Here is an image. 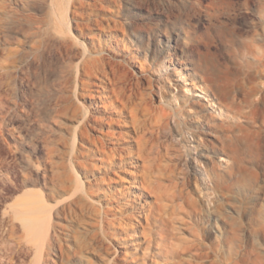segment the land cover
I'll use <instances>...</instances> for the list:
<instances>
[{
    "label": "rangeland",
    "instance_id": "374dc122",
    "mask_svg": "<svg viewBox=\"0 0 264 264\" xmlns=\"http://www.w3.org/2000/svg\"><path fill=\"white\" fill-rule=\"evenodd\" d=\"M88 2L81 7L85 16L75 18L69 10L62 19L60 0H0V38L8 39L0 47L15 48L10 73L16 78V85L1 88L7 105L0 104V237L8 227L4 208L39 187L22 184L23 158L44 159L47 140L56 138L69 167L75 117L68 111L55 124L45 109L57 100L40 98L39 87L60 95L57 73H65L101 35L105 55L119 66L127 94L135 98L122 117L134 137L126 153L134 157L110 174L116 178L110 191L126 192L128 224L106 240L91 208L80 222L73 219L87 247L102 246L88 252L93 261L112 256L117 264H210L196 256L210 252L214 264H264V111L252 107L264 76L250 57L258 45L264 48V0ZM58 28L71 40L49 38ZM117 38L123 41L112 49ZM169 113L180 114L182 132L173 129ZM164 121L169 129L160 133ZM197 144L193 158L189 148ZM53 220L61 222L64 235L63 214ZM25 253L5 264H36L35 254ZM82 263L72 256L65 264Z\"/></svg>",
    "mask_w": 264,
    "mask_h": 264
},
{
    "label": "bare ground",
    "instance_id": "6f19581e",
    "mask_svg": "<svg viewBox=\"0 0 264 264\" xmlns=\"http://www.w3.org/2000/svg\"><path fill=\"white\" fill-rule=\"evenodd\" d=\"M60 1L63 5L61 6L63 8L59 7V9H63L61 12L62 19L68 17L66 13L69 10H71L75 18H78L80 14L82 16L87 14L85 11L81 13V7L85 6L84 3L89 0ZM90 20V18H87V22H90ZM95 23L100 24L99 20H96ZM105 26L111 27L110 21ZM60 32H62L60 29L54 31L53 34H49V38L57 42L66 43L69 38L67 39V36ZM100 36L95 35L93 45L91 47L85 46L81 51L79 60L71 64L65 73L60 75L57 73L56 79L60 85V95L55 97L51 92L52 89L50 90L47 85L39 87L38 95L40 98L43 97L47 103L50 100L49 98H56L57 100L55 106L48 104L45 109L55 124L59 122V117L68 111L73 112L75 117V123L72 127V141L67 150L69 167L66 168L64 162L66 160H63L64 156L62 158L59 157L60 148L57 144L60 141H57L56 138L47 140V152L44 159L23 158L22 184L24 186L33 185L39 187L37 190H25L24 195L17 197L18 199L15 202L13 201L14 203L12 202L4 208L1 218H3V223L7 224L8 227L6 226L7 228L4 229L0 237V264H5V261L12 262L14 254L20 252L34 253L36 264H65L72 256L80 257L87 264H117L118 257L112 256H106L103 263L94 262L88 252L92 249L100 252L102 246L97 244L92 249L87 247L88 245L84 243L86 241L84 239L82 241L77 235L79 230L76 224L73 223V219L80 222L83 219L81 213L83 214L85 210L91 208L95 216L94 223H97L100 235H103L106 240H111V235L116 233L119 226L128 224L124 218L126 208L123 199L126 192L121 188H117L114 192L110 191L112 180H116L115 176L110 174L113 170L119 173L120 168L134 157L128 155L132 152L131 150H128V154L126 153V149H129L131 147L130 144L134 142V137H132L133 134L130 132L131 126L128 127L126 120L124 121L122 117L123 114L128 113L135 98L133 99L132 95L127 94V89L122 84L124 76L119 72L117 68L119 66L116 67V64L114 65L108 56L105 55L103 41H101ZM4 40L3 43L0 38V45H5L8 42L7 38ZM120 40L122 39L117 38L112 42L111 48L119 46ZM14 49L8 46L0 47L1 106L4 104V95L1 92V88L10 87L12 85L11 80L16 79L14 78L15 75L11 77L10 73L14 65L12 60L15 54ZM33 57H36V54ZM250 57L260 67L261 76H264V48L258 45L257 51ZM159 64L161 70L167 68L166 60ZM51 70L53 71L52 68ZM43 77L45 78V75ZM42 83L39 86L43 85ZM257 93L260 95L259 100L254 101L252 107L256 111L261 109L264 111V89H260ZM6 105L3 106L5 107ZM168 115L175 120L172 125L173 129L178 128L177 130L182 132L183 128H181L182 125L180 124L183 123H181L180 114L169 113ZM120 127L124 130H119L118 128ZM168 129V124L164 121L159 131L161 130L160 133H163V131ZM13 136L17 141L21 138L20 133L17 131L13 132ZM192 136H195L194 133ZM198 145L194 149L192 147L189 148V151L194 154ZM10 148L12 149L13 147ZM198 151L200 153V150ZM193 158H196L195 154ZM3 165L5 166L4 163ZM173 168L175 169L176 167ZM158 169L161 171V168ZM97 172H101V175L98 176ZM141 182L146 183L147 181ZM106 186L109 188H106ZM115 199L122 202L119 205H115ZM54 214H63L66 221L63 222L65 223L64 235L58 230V223L61 224V222L53 220ZM67 227H70L73 233ZM196 256L206 258L207 262L214 264V261L209 258L211 256L210 252H197ZM199 264L208 263L200 261Z\"/></svg>",
    "mask_w": 264,
    "mask_h": 264
}]
</instances>
